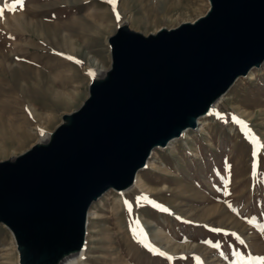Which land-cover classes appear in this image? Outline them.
Returning <instances> with one entry per match:
<instances>
[{
	"label": "rangeland",
	"instance_id": "rangeland-1",
	"mask_svg": "<svg viewBox=\"0 0 264 264\" xmlns=\"http://www.w3.org/2000/svg\"><path fill=\"white\" fill-rule=\"evenodd\" d=\"M209 8L208 0H117L115 11L107 0H25L23 10L5 9L0 161L28 150L41 129L55 130L80 107L88 70L111 65L108 40L119 24L149 35L193 22ZM263 70L236 82L202 119L203 132L189 131L156 150L133 189L110 191L93 204L97 217L89 216L77 264H264ZM0 264H18L3 225Z\"/></svg>",
	"mask_w": 264,
	"mask_h": 264
},
{
	"label": "water",
	"instance_id": "water-1",
	"mask_svg": "<svg viewBox=\"0 0 264 264\" xmlns=\"http://www.w3.org/2000/svg\"><path fill=\"white\" fill-rule=\"evenodd\" d=\"M208 1L204 16L149 35L119 24L111 65L88 70L80 107L0 161V225L18 264L79 257L93 204L133 189L156 150L197 130L239 79L264 66V0Z\"/></svg>",
	"mask_w": 264,
	"mask_h": 264
},
{
	"label": "bare ground",
	"instance_id": "bare-ground-1",
	"mask_svg": "<svg viewBox=\"0 0 264 264\" xmlns=\"http://www.w3.org/2000/svg\"><path fill=\"white\" fill-rule=\"evenodd\" d=\"M99 30H100V32H102L103 29L100 28ZM65 38H66L65 41L67 42V46H69L70 48H74V43H73V41H69L70 39H68L67 37H65ZM262 68H263V67H262ZM262 68H261V69H262ZM97 70H98V69H97ZM105 70H106V69H105ZM98 71H102V70H98ZM263 71H264V70H263ZM251 72H252V73L249 74L250 76H248L249 79H253L255 73H257V72H253V70H252ZM58 93H59V92H58ZM58 93H57V97L59 96ZM55 95H56V94H55ZM57 97H56V98H57ZM224 98H225V97H224ZM224 98H223V99H224ZM57 99H58V98H57ZM223 99H222V100H223ZM222 100H221V101H222ZM66 101H68V100H66ZM221 101H220V102H221ZM220 102H219V103H220ZM63 103H64V102H63ZM65 103H66V102H65ZM219 103H218V104H219ZM218 104L215 106V108L218 106ZM60 105H61V104H60ZM215 108L213 109L212 113H214ZM212 113H211V114H212ZM204 127H205V125H203V121H202V119H201L200 122H199V125H198V129L195 130V131H197V132H199V131H200V132H203V131L205 130ZM186 135H187V133L184 134V136H186ZM174 142H175V141H174ZM172 143H173V142H172ZM172 143H171V144H172ZM171 144H170V145H171ZM18 146L21 147L20 144H18ZM169 147H171V146H169ZM148 166H149V164H148ZM137 179H138V178H137ZM136 184H137V182H136ZM135 186H136V185H135ZM107 197H108V196H107ZM106 199H107V198H106ZM106 199H105V200H106ZM101 201H102V200H101ZM105 204H106V203H105ZM105 204H102V205L105 206ZM99 205H100V204H99ZM96 215H97V213H96L95 211H93V210H91L90 213H89V216H90L91 219H94L95 217H97ZM84 254H85V251H84L79 257L72 258V259L68 260L65 264H77V263H78V262L84 257Z\"/></svg>",
	"mask_w": 264,
	"mask_h": 264
},
{
	"label": "snow or ice",
	"instance_id": "snow-or-ice-1",
	"mask_svg": "<svg viewBox=\"0 0 264 264\" xmlns=\"http://www.w3.org/2000/svg\"><path fill=\"white\" fill-rule=\"evenodd\" d=\"M107 2H109L112 6H113V9L115 11V8H116V4H117V0H107ZM24 5H25V0H14V2L9 6V4L7 3V0L4 4V7L3 8H0V18L3 17V12L5 11V9H8L9 11H15L17 9L19 10H23L24 8ZM116 19L117 21L120 20V14L119 12H116ZM68 59H74L73 57H67ZM76 63H82L81 61L79 60H75ZM90 75H94L93 73H90ZM239 122V121H238ZM43 135V133H41ZM148 247H151L150 245H147Z\"/></svg>",
	"mask_w": 264,
	"mask_h": 264
}]
</instances>
